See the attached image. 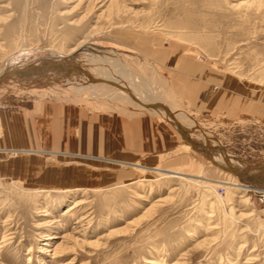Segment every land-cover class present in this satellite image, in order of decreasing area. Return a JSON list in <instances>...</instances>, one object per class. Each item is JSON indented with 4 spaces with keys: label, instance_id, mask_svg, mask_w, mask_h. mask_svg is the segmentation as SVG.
Instances as JSON below:
<instances>
[{
    "label": "rangeland",
    "instance_id": "1",
    "mask_svg": "<svg viewBox=\"0 0 264 264\" xmlns=\"http://www.w3.org/2000/svg\"><path fill=\"white\" fill-rule=\"evenodd\" d=\"M81 41L107 50L124 81L123 70L139 72V64L151 71L145 48L173 43L264 92V0H0V72L61 58ZM74 83L0 91V109L47 101L95 115L147 113L77 96ZM193 118L235 166L264 163V120ZM177 136L176 146L145 160L73 158L108 176L87 189L43 190L0 178V264H264V192L241 196L228 188V177L199 152L181 149Z\"/></svg>",
    "mask_w": 264,
    "mask_h": 264
},
{
    "label": "crops",
    "instance_id": "2",
    "mask_svg": "<svg viewBox=\"0 0 264 264\" xmlns=\"http://www.w3.org/2000/svg\"><path fill=\"white\" fill-rule=\"evenodd\" d=\"M144 50L147 61L162 71L172 100L166 108L178 119L197 126L193 116L225 122L243 116L264 120V92L260 89L179 44H156ZM127 112L95 115L89 109L47 101H33L29 108L17 111L0 109V178L19 179L43 190L87 189L108 176L88 170L84 162V166L72 164L73 158L96 162L113 155L116 163L140 157L145 160L176 146L177 134L182 139L176 125L159 114ZM184 123L179 125L186 131ZM186 145L182 142L179 147L191 150L189 145L184 148ZM124 163L135 169L149 168Z\"/></svg>",
    "mask_w": 264,
    "mask_h": 264
},
{
    "label": "bare ground",
    "instance_id": "3",
    "mask_svg": "<svg viewBox=\"0 0 264 264\" xmlns=\"http://www.w3.org/2000/svg\"><path fill=\"white\" fill-rule=\"evenodd\" d=\"M79 56L83 57L82 62L78 59ZM69 57H75L76 59H70ZM114 61L115 60H112L108 55L107 50L105 51L100 48L96 49L92 46H86L84 45V42L81 41L76 47H73L68 52L64 53L61 58L54 57L43 59L40 62H30L22 66L29 67L30 65L39 63L47 65L51 62H60L62 64L70 65L78 72L72 74L66 73L60 69H53L47 77L49 80H45L43 83L52 86L55 83L59 84V81L62 79L68 78L71 82H75L73 85L71 84L70 88L74 86L73 89H75V95L77 96H87L88 98L93 97L94 99L104 98L119 105H123L125 102L134 109L159 114L169 122L173 123V125H176V127H174L180 133L184 143L189 145L192 150L199 152V154L202 155L212 166L228 177L227 181H221L222 183H225L228 188L239 189L241 191L239 192L242 193L241 196H245L243 193L248 194L251 190L257 191L261 189L260 191L264 192V163L255 166L247 165V163L243 166H235L230 162L226 151L219 148L217 145H212L208 140V135L199 129L194 122L191 121L194 130L187 127L186 132L185 129L183 130L182 127H180L179 122L185 121L178 119L174 114L170 113L172 110L170 112L167 111L166 106L170 105V101L172 100H170L169 94L166 91L164 79L161 77L156 78L157 73L150 62L147 61L148 63L146 64L151 68V71L148 72L144 71L145 65L143 66L140 64L137 65L139 72H125L123 70L129 79V81H124L116 75L118 67L117 63ZM14 67L21 66L6 67L0 72V80L3 79V81H5L0 83V91L30 90L29 85L35 83L33 81H38L39 78H29L22 82H13L12 80L6 81L8 78H13L14 73H12L11 69ZM135 73H140L141 76L136 77ZM18 77H21V75L14 76V78ZM37 84L38 83H36V86H38ZM187 133H190L191 135H188ZM187 145L184 148L188 149L189 146L187 147ZM245 167L246 169H244ZM229 168L235 169L238 174H232L228 170ZM157 171H160L161 174L166 176H182V174L175 171L160 168L157 169ZM250 175L253 180L248 179Z\"/></svg>",
    "mask_w": 264,
    "mask_h": 264
},
{
    "label": "water",
    "instance_id": "4",
    "mask_svg": "<svg viewBox=\"0 0 264 264\" xmlns=\"http://www.w3.org/2000/svg\"><path fill=\"white\" fill-rule=\"evenodd\" d=\"M53 69H60L66 73H77L78 71L75 70L74 68H72L70 65L67 64H62L60 62H51L47 65H43V64H34V65H30L28 66H21V67H14L11 69L13 74V78H8L6 81H10L12 80L13 82H22L25 81L29 78H39L38 81H33L36 83H43L45 80H49L48 75L51 71H53ZM15 75H21V77L18 78H14ZM37 80V79H36ZM31 81V80H28ZM1 82H5L3 81V79L0 80ZM246 169V167L244 168ZM232 174H238L236 172L235 169L233 168H229L228 169ZM252 176L250 175L248 179L253 180V178H251ZM261 190V189H260Z\"/></svg>",
    "mask_w": 264,
    "mask_h": 264
}]
</instances>
